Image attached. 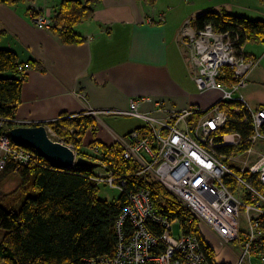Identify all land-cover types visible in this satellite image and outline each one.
Here are the masks:
<instances>
[{
    "label": "built area",
    "instance_id": "obj_1",
    "mask_svg": "<svg viewBox=\"0 0 264 264\" xmlns=\"http://www.w3.org/2000/svg\"><path fill=\"white\" fill-rule=\"evenodd\" d=\"M33 13L37 14L34 23L38 28L56 27L50 10L36 8ZM178 41L186 49L191 79L198 90H216L222 96L193 128L188 123L185 128L181 126L189 113L171 120L140 114L138 100L131 102L128 111L117 113L142 119L147 126L117 138L122 159L135 166L132 173L119 181L114 173L97 177L100 183L127 195L117 223L121 236L117 256L103 264H211L195 236L178 220L158 213L149 189L131 191L132 181H142L147 176L178 198L197 219L200 231L207 228L233 258L218 260L215 253L214 264H252L254 258L264 264V145L260 143L258 148L255 142L259 138L264 143V108H253L244 96H236L248 86V76L257 62L246 55L244 46L237 48L229 33H221L212 25L199 30L189 20ZM229 87L233 90L229 91ZM235 116L253 128L247 141L250 147L241 158L239 146L244 142L240 133L225 131ZM14 122L0 119V127ZM49 133L54 141L67 145L53 130ZM0 144L5 154L17 156L26 164L37 155L25 154L18 148L11 153L9 137L1 138ZM67 146L75 150L73 145ZM255 152L258 156H254ZM95 154L100 155L98 148ZM4 165L2 161L0 170ZM126 222L131 228L125 235L121 230ZM175 225L180 237L174 235ZM160 227L162 234L155 236L153 229ZM230 244L240 251L228 248Z\"/></svg>",
    "mask_w": 264,
    "mask_h": 264
},
{
    "label": "crops",
    "instance_id": "obj_2",
    "mask_svg": "<svg viewBox=\"0 0 264 264\" xmlns=\"http://www.w3.org/2000/svg\"><path fill=\"white\" fill-rule=\"evenodd\" d=\"M80 1L89 2L94 14L74 28L84 39L76 45L38 29L31 17L36 8L58 11L63 0H30L23 2L25 9L0 4V48L17 53L28 75L16 118L52 130L50 123L61 116L99 113L92 116L96 131L83 141L88 149L93 142L111 147L145 126L142 119L117 115L134 100L141 101L140 114L157 120L192 108L202 114L220 100L219 91L201 93L191 79L186 49L178 41L187 21L208 11L264 21V0H217L209 7L203 0ZM245 53L258 64L242 96L253 108H264V42L246 45Z\"/></svg>",
    "mask_w": 264,
    "mask_h": 264
},
{
    "label": "trees",
    "instance_id": "obj_3",
    "mask_svg": "<svg viewBox=\"0 0 264 264\" xmlns=\"http://www.w3.org/2000/svg\"><path fill=\"white\" fill-rule=\"evenodd\" d=\"M19 1L26 0H0V4L11 6ZM143 1L154 5L157 0ZM93 14L89 2L63 0L57 11L55 34L67 44L83 43L84 39L74 28ZM193 24L199 30L212 25L221 33H229L237 48L264 42V21H252L226 11L203 13ZM20 67L25 69V64L17 53L0 48V119H16L22 104L26 76L19 71ZM96 124L91 116H61L49 127L81 155L84 138L90 130L96 131ZM12 128L10 123L0 127V141L9 137ZM225 131L240 132L246 139L252 127L249 122L241 121L238 125L230 123ZM96 145L100 155L82 153L91 164L70 171L53 168L38 155L26 164L17 156L5 154L0 147V163L5 162L0 170V264H103L117 256L121 242L117 223L127 195L117 191L119 198L115 202L101 200L100 189L106 186L97 177L104 171L114 173L119 181L128 177L135 166L122 159V147L118 143L108 147L93 142L89 148ZM11 146L25 154H36L12 141ZM14 180L17 188L8 192L7 186ZM129 188H133L131 183ZM149 189L158 213L178 220L182 228L198 239L208 261L214 264L215 252L203 239L192 213L158 183L152 181ZM130 228L126 222L121 231L126 235ZM153 230L155 236H160L163 227Z\"/></svg>",
    "mask_w": 264,
    "mask_h": 264
},
{
    "label": "rangeland",
    "instance_id": "obj_4",
    "mask_svg": "<svg viewBox=\"0 0 264 264\" xmlns=\"http://www.w3.org/2000/svg\"><path fill=\"white\" fill-rule=\"evenodd\" d=\"M28 0H26V1H19L16 5H17V7H21V8H23V9H25L26 7H24V6H22V5H25L23 2H27ZM201 1V0H200ZM200 1H197L198 3L200 2ZM202 2V5H204L205 7H209V6H216L217 5V2H221V1H215V0H203V1H201ZM20 3H22V4H20ZM178 3H179V0H178ZM16 5H11V7L12 6H16ZM177 7H179V5L177 6ZM48 10H50L52 13H54V16H55V19L52 21L53 23H55V21H57L56 20V16H57V11H55V10H53L51 7H46L45 9H44V11H48ZM33 11V10H32ZM209 12V11H208ZM213 12H215V11H213ZM206 13V12H205ZM30 14H31V12H30ZM36 13H33L32 12V15H31V17H32V19H33V22H35L34 21V17H36ZM24 17L25 18H27L25 15H24ZM34 25H35V23H34ZM36 26V25H35ZM37 27V26H36ZM38 28V27H37ZM60 28V30L62 31V28L63 27H59ZM38 29H40V28H38ZM50 28H47V29H41V30H45V31H47V32H51V33H54L55 34V31L56 30H58L56 27L53 29L52 28V26H51V29L49 30ZM56 35V34H55ZM59 37V36H58ZM0 45H4L3 44V41H1V39H0ZM3 47V46H2ZM262 63H263V65H264V61H262ZM257 64H258V62H257ZM256 67H257V65H256ZM255 67V68H256ZM22 68V67H21ZM19 71L21 72V73H23L25 76H26V78H27V73H26V70L25 69H19ZM252 72V71H251ZM249 77H250V75L248 76V79H249ZM26 80V79H25ZM227 84H229L228 82H227ZM229 89V91H232L233 90V88L232 87H229L228 88ZM245 89V88H244ZM212 91H216V90H212ZM220 92V91H219ZM221 93V92H220ZM222 94V93H221ZM240 95H242V93H238L236 96H240ZM246 100V99H245ZM140 102L141 101H139V104H140ZM216 104V103H215ZM215 104H214V106H215ZM249 104V103H248ZM212 108L213 107H211L209 110H207V111H203V113L202 114H200L198 111H197V109H194V108H192V109H188V110H184V111H181V112H176V113H173V114H171V116H170V118H169V120H171L172 118H174V117H176V116H183V115H185V116H187V113H189L190 114V116H188V119H186L185 118V120L181 123V126L182 127H186L187 126V123H188V127L189 128H193V127H195V126H197L196 124H198V122L201 120V118L203 117V115H206V114H208V112L210 111V110H212ZM128 111V110H127ZM124 112H126V111H124ZM100 116L99 115V113H96V114H94V115H92V116H95V118H97L98 116ZM91 116V117H92ZM118 117H132V118H136V117H133V116H127V115H118ZM94 118V119H95ZM106 120L109 118V117H104ZM103 118V119H104ZM15 121H16V123L14 122L13 123V128H16V127H22V126H27L28 127V122L25 120H19V119H14ZM123 120V119H122ZM243 119L241 118V117H233V119H232V121H231V123L232 124H234V125H238V123H240L241 121H242ZM7 122L8 121H10V120H6ZM145 123V122H144ZM146 124V123H145ZM192 124V125H191ZM147 125H145L144 127H146ZM12 128V129H13ZM143 128V127H142ZM135 131V130H134ZM133 132V131H132ZM238 133H240V132H238ZM253 133V128H252V131H251V134ZM130 134V133H129ZM128 134V135H129ZM50 136L52 137V139L54 140L55 138L53 137V135H51L50 134ZM127 136V135H126ZM240 136H241V138H242V142H244V144H241L240 146H239V150L241 151V153L239 154V157L241 158V157H243L244 156V154H245V152H246V150L250 147V144H246V142L248 141L249 142V139H250V137H247L246 139H244L245 137L240 133ZM123 137H125V136H123ZM85 140V139H84ZM263 140H261V139H259V138H256V140H255V142H256V144H257V146H258V148L260 147L261 148V146H260V143L261 144H263L264 145V143L262 142ZM256 144H252L251 143V145L252 146H255ZM67 145H70V144H67ZM13 150H14V148H11L10 147V151H11V153L13 152ZM88 150V148H84V150L83 151H80V153H81V155H82V153H87V152H89V151H87ZM256 153V152H255ZM79 154V153H78ZM92 154V153H91ZM80 155V156H81ZM93 155V154H92ZM249 155H250V153H249ZM248 155L246 154V157H247ZM254 156H258V152L256 153V154H254ZM83 157V156H82ZM254 162V161H253ZM101 174H105V172L104 171H102V173ZM17 180H14L12 183H10L8 186H7V191L8 192H10V191H13V190H15L16 188H17V185H18V183L16 182ZM104 184V183H103ZM106 187H102L101 189H100V193H99V196H100V198H101V200H104V201H108V202H115L118 198H119V193L117 192V191H114V190H111L110 189V187L109 186H107V184L105 183L104 184ZM243 219H244V217H243ZM174 235L176 236V237H180V231H179V227L177 226V225H175L174 226ZM202 233H203V236H204V238L208 241V243H210L211 245H212V247L216 250V256L218 257V260H225V259H229V260H232L233 258L231 257V256H229V253L226 251L225 252V250H224V248H223V246L221 245V243L218 241V240H216L215 238H214V236L209 232V230H207V228H205V227H203L202 228ZM228 248H230V249H232V250H234L235 249V247H234V245L233 244H230L229 246H228Z\"/></svg>",
    "mask_w": 264,
    "mask_h": 264
},
{
    "label": "water",
    "instance_id": "obj_5",
    "mask_svg": "<svg viewBox=\"0 0 264 264\" xmlns=\"http://www.w3.org/2000/svg\"><path fill=\"white\" fill-rule=\"evenodd\" d=\"M10 140L19 147H28L53 168L70 171L91 162L80 156L73 148L54 141L46 124L16 127L9 132Z\"/></svg>",
    "mask_w": 264,
    "mask_h": 264
},
{
    "label": "bare ground",
    "instance_id": "obj_6",
    "mask_svg": "<svg viewBox=\"0 0 264 264\" xmlns=\"http://www.w3.org/2000/svg\"><path fill=\"white\" fill-rule=\"evenodd\" d=\"M192 21H194V20H192ZM10 124H13V123H10ZM30 124H28V126H29ZM72 133H74V132H72ZM60 139H62V138H60ZM64 142H65V140L64 139H62ZM96 148H98V146L96 145V146H93V147H91V148H89L87 151H89L90 153H92V154H95V149ZM154 182V183H158L159 185H161L162 187H164L165 188V186L162 184V183H160V182H157L156 180H154V179H152L150 176H147L145 179H143L142 181H140V180H138V181H132V186H133V188H131V191H133V192H137V191H139V190H143V189H149V183H151V182ZM166 189V188H165ZM150 190V189H149ZM174 196V195H173ZM175 197V196H174ZM176 198V197H175ZM177 199V201H179L180 202V200H178V198H176ZM182 205V204H181ZM184 205V204H183ZM182 205V206H183ZM184 207V206H183ZM200 233H201V235L203 236V233H202V231H200ZM203 239L207 242V240L204 238V236H203ZM208 243V242H207ZM234 247H235V249L236 250H238V252L240 251V248L239 247H237L235 244H234ZM252 264H262L258 259H256V258H254L253 259V262H252Z\"/></svg>",
    "mask_w": 264,
    "mask_h": 264
}]
</instances>
